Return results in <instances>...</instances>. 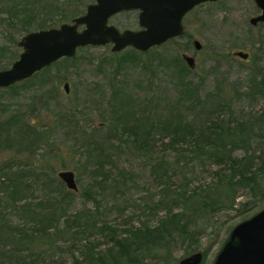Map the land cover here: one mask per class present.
<instances>
[{
	"label": "trees",
	"instance_id": "obj_1",
	"mask_svg": "<svg viewBox=\"0 0 264 264\" xmlns=\"http://www.w3.org/2000/svg\"><path fill=\"white\" fill-rule=\"evenodd\" d=\"M42 1L0 0V71L18 58L19 38L33 25L52 28L55 24L46 23L50 13L66 12L62 4ZM40 13L44 19L36 22ZM121 14L135 18L137 27L136 12ZM63 17L64 22L75 18ZM183 38L189 47L193 39L186 32L178 39ZM176 40L146 53L128 48L101 60L115 82L109 84L107 110L95 106L103 121L99 126L88 108H58L59 76L53 69L60 63L75 67L76 55L0 89V264H65L68 258L70 264H175L173 250L198 252L200 237L214 225L211 218L236 206L240 190L251 198L239 204L242 211L264 201V111L236 115L239 92L227 97L215 81L203 91L204 80L191 78L195 69L164 50ZM246 42L259 49L245 62L259 65L264 23L248 29ZM253 70L245 95H264V66ZM48 111L54 118L44 123ZM56 129L72 141L74 166L53 147ZM126 156L140 160L155 184L147 199L139 196L142 206ZM54 162L61 171H77L81 196L78 185L72 192L57 178ZM206 173L212 175L209 182H199ZM78 197L81 209L75 207Z\"/></svg>",
	"mask_w": 264,
	"mask_h": 264
},
{
	"label": "rangeland",
	"instance_id": "obj_2",
	"mask_svg": "<svg viewBox=\"0 0 264 264\" xmlns=\"http://www.w3.org/2000/svg\"><path fill=\"white\" fill-rule=\"evenodd\" d=\"M76 1L75 4H72L71 0H43L42 3L45 5L51 2L58 5L62 4L60 7L66 10L65 13L60 11L62 15H60V13L51 12L49 19H47L49 21H46V23L48 25L55 24L52 28H56L64 23H70V20L64 22V15L75 16V18L79 17L85 13L86 6L93 3L92 0ZM258 14L259 9L256 7L253 0H219L213 5H206L197 9L194 13L187 15L183 21L184 29L188 37L193 40L196 39L201 43L202 49L200 51L194 50L192 41H190L189 47L186 46L188 38L177 39L175 44H168L164 48V50H167L171 55L174 54L181 57L182 54H187L195 59V71L191 78L195 82H200V79L204 80L203 91L211 89L215 81L222 84L223 92L227 97H232L235 92H239V97L234 98L235 103L242 97V100L235 103L233 108L236 115L244 113L245 116H258L264 111V95H256L255 97L245 95L249 87L248 80L250 74L254 71L253 66H264V52L259 53L261 57L259 65H253L251 62H245L233 56V53L237 51L253 54L259 49L257 44L252 47L246 42L248 29L251 27L249 25V20ZM37 18L36 22L39 19H44V16L40 13ZM135 22V18H130L127 14H121L113 17L109 23L119 30H124L128 28L137 29L138 26L135 28ZM36 26L37 24L32 26L31 32L38 31ZM12 33L17 36L22 34L18 30H12ZM252 33L254 35L256 34L255 31ZM0 40L2 39L0 38ZM160 50L161 48H159L158 51ZM229 53L231 54V58L226 57ZM111 54L113 53L111 52L110 45L90 47L88 50L83 51L78 50L76 53L78 61L75 67L65 68L66 64L60 63L58 64L57 70L53 69V72L57 71L55 74L59 76V79H56L55 85L56 88H58V108L63 107L64 109H68L78 106V111H81L83 107L88 108L92 112L90 118L94 122V125L99 126V124L103 122L99 116L100 110L97 111L95 106L101 105L107 110L105 105L110 98L109 84L110 82H115V80H113V72H109L110 68L101 60L105 57L109 58ZM166 79L167 77H164V80ZM117 80L120 81L121 77L119 76ZM133 81L134 78L132 77L128 82L132 83ZM65 83H68L69 86L68 94H65L63 89ZM95 86L98 87V90L95 89ZM164 97L168 98L169 96L165 95ZM49 109L52 110V112L55 111L54 108ZM49 111L46 115V119L43 120L44 123H48L54 118L52 117L53 113ZM52 139L54 141V143H52L54 144L53 147L61 150L60 154L63 161L74 166L75 159L69 153L68 149L72 141L70 140L69 143L67 142L69 138L67 139L64 131L56 129L52 132ZM159 143L160 141L156 142V145ZM258 145L254 147L256 154H258L259 150ZM155 150L158 153L160 147ZM168 155L171 156L170 153H168ZM135 159H131L127 156L124 157L128 170L136 175L137 181L139 182V192L134 195L138 198L137 203L142 206L145 202L139 201V196L147 199L149 197L147 193L155 190V184L152 179H150L148 171L141 169L140 160ZM54 166L57 168V176V173L61 171L59 169V162H54ZM69 170L74 172L77 182V171L72 169ZM211 176V174L206 173L198 177L197 180L202 183H208ZM194 184L197 185V181L194 182ZM78 188L77 195L81 196V188L79 185ZM238 196L240 197L236 201V206L232 209L222 210L219 214H215L214 217L211 218V222L214 225L207 229L200 237L198 252L203 254L204 251H206L204 264L212 263L221 244L236 224L264 208L263 201L258 203L256 208L242 211V206L239 204L249 202L251 198L246 190H240ZM82 206V200L78 197L75 207L81 209L83 208ZM86 207L91 208L92 206L90 204ZM211 233L214 234L210 235ZM217 235H219V237H216ZM191 254H185L182 247H180V249L175 248L173 250L172 257L176 259L175 264H178L180 259ZM70 263L71 260L68 258L65 264Z\"/></svg>",
	"mask_w": 264,
	"mask_h": 264
},
{
	"label": "water",
	"instance_id": "obj_3",
	"mask_svg": "<svg viewBox=\"0 0 264 264\" xmlns=\"http://www.w3.org/2000/svg\"><path fill=\"white\" fill-rule=\"evenodd\" d=\"M219 0H93L85 13L56 28L30 32L20 38L21 52L12 65L0 71V89L9 88L31 78L34 74L63 58H73L78 49L111 46L112 53L131 48L146 53L185 33L184 18L197 7ZM259 14L249 20L253 28L264 23V0H253ZM123 12H137V29L119 30L109 23ZM196 51L202 49L198 40H192ZM233 56L246 61L248 53L237 51ZM186 67L193 71L195 59L181 55ZM63 89L69 93L68 83ZM69 191L78 190L75 174L60 171L57 174ZM203 254L195 252L178 264H201ZM211 264H264V208L236 224L222 243Z\"/></svg>",
	"mask_w": 264,
	"mask_h": 264
},
{
	"label": "flooded vegetation",
	"instance_id": "obj_4",
	"mask_svg": "<svg viewBox=\"0 0 264 264\" xmlns=\"http://www.w3.org/2000/svg\"><path fill=\"white\" fill-rule=\"evenodd\" d=\"M92 1H93V0H92ZM91 4H92V3H91ZM123 13H125V12H123ZM120 14H121V13H120ZM120 14H117V15H120ZM136 14H137V12H136ZM117 15H115V16H117ZM115 16H113V17H115ZM113 17H112V18H113ZM112 18H111V19H112ZM111 19H110V20H111ZM109 22H110V21H109ZM113 26H114V25H113ZM121 31H122V30H121Z\"/></svg>",
	"mask_w": 264,
	"mask_h": 264
}]
</instances>
